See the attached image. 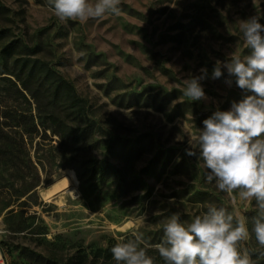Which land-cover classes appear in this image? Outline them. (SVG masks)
<instances>
[{
	"label": "rangeland",
	"instance_id": "1",
	"mask_svg": "<svg viewBox=\"0 0 264 264\" xmlns=\"http://www.w3.org/2000/svg\"><path fill=\"white\" fill-rule=\"evenodd\" d=\"M0 4L7 10L0 28L37 48L33 57L72 83L87 108L80 123L94 122L91 135L71 150L57 146L49 131L44 140L24 136L10 152L0 148V242L7 264H71L76 250L104 249L137 230L159 243L173 213L190 222L210 204L246 216L251 230L247 214L256 215L255 201L220 192L202 160L186 149L204 119L247 94L234 77L225 82L226 69L219 79L211 74L231 53L249 54L239 21L256 16L264 24V0H121L118 15L86 23L62 22L48 0ZM201 69H207L200 81L207 99L191 101L182 94L183 79L203 75ZM1 100L0 110L15 104L33 116L48 108L44 100ZM122 142L137 151L129 163L119 153ZM106 165L117 167L119 178L90 176ZM23 219L27 227L17 231ZM243 246L264 264L254 234Z\"/></svg>",
	"mask_w": 264,
	"mask_h": 264
},
{
	"label": "clouds",
	"instance_id": "2",
	"mask_svg": "<svg viewBox=\"0 0 264 264\" xmlns=\"http://www.w3.org/2000/svg\"><path fill=\"white\" fill-rule=\"evenodd\" d=\"M51 11L62 22L103 19L120 13L121 0H48ZM239 30L248 47L245 56L231 53L217 61L211 78L219 79L226 69L231 85L247 94L233 101L228 110L217 109L203 120L189 139L186 153L202 160L207 180L233 200L255 201L256 215L248 218L224 206L208 205L202 215L190 222L173 213L163 223L159 243L147 242L143 232L134 231L130 238L111 247L115 264H155L148 254L155 250L164 264H256L243 246L254 234L264 248V24L256 16L239 21ZM82 55V53H81ZM183 79L182 94L191 101L206 100L200 83L207 74ZM143 221L141 220V223Z\"/></svg>",
	"mask_w": 264,
	"mask_h": 264
},
{
	"label": "trees",
	"instance_id": "3",
	"mask_svg": "<svg viewBox=\"0 0 264 264\" xmlns=\"http://www.w3.org/2000/svg\"><path fill=\"white\" fill-rule=\"evenodd\" d=\"M6 13L7 10L0 4V18L5 19ZM36 49L18 39H11L9 30L0 28V81L4 91L0 96L3 99L1 102L11 98L16 103L30 105V100H33L38 105L44 100L48 105L47 109L38 111L37 116H33L29 110L18 109L15 104L8 109L4 105L0 110V148H6L10 152L16 145L25 142L24 136L29 142L36 135L44 140L49 131L56 136L57 146L71 150L91 135L94 122L80 123L87 114L85 103L78 97L72 83L63 78L47 61L33 57ZM119 153L129 163L131 156L137 151L128 146L127 142H122ZM61 166L66 167L67 164L62 163ZM89 172L97 180L119 178V169L110 165L94 168ZM78 176L81 179L82 176ZM9 205L6 203V207ZM9 213L19 218L23 216V212L19 211L10 210ZM247 215L255 216L252 213ZM24 222L23 219L22 226L16 227L17 231L27 227ZM115 244L89 251L80 248L70 257L71 264H115L111 254V247ZM3 245L0 242L4 257ZM154 258L155 264H164L158 253Z\"/></svg>",
	"mask_w": 264,
	"mask_h": 264
},
{
	"label": "bare ground",
	"instance_id": "4",
	"mask_svg": "<svg viewBox=\"0 0 264 264\" xmlns=\"http://www.w3.org/2000/svg\"><path fill=\"white\" fill-rule=\"evenodd\" d=\"M68 174H69V178L70 179H68L65 184H69L70 185V180L75 182V178H74V175H73V173L71 171H69Z\"/></svg>",
	"mask_w": 264,
	"mask_h": 264
},
{
	"label": "built area",
	"instance_id": "5",
	"mask_svg": "<svg viewBox=\"0 0 264 264\" xmlns=\"http://www.w3.org/2000/svg\"><path fill=\"white\" fill-rule=\"evenodd\" d=\"M0 264H7L4 260V257L2 256L1 250H0Z\"/></svg>",
	"mask_w": 264,
	"mask_h": 264
}]
</instances>
